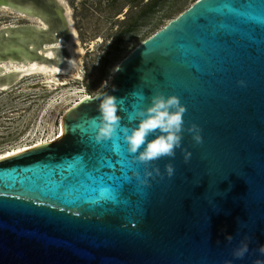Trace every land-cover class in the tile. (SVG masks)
<instances>
[{
  "label": "water",
  "instance_id": "95a60500",
  "mask_svg": "<svg viewBox=\"0 0 264 264\" xmlns=\"http://www.w3.org/2000/svg\"><path fill=\"white\" fill-rule=\"evenodd\" d=\"M1 8L45 28L0 29V65L54 62L47 49L66 54L56 46L69 29L55 0H0ZM103 92L118 98L130 128L138 121L129 115L153 95L179 97L187 111L175 157L134 161L120 129L97 143L91 118ZM193 123L201 144L187 132ZM181 149L192 153L188 163ZM154 167L163 178L153 172L140 184L134 173L143 179ZM245 236L249 252L236 259ZM262 245L264 0H196L65 112L60 138L0 159V264H253L264 260Z\"/></svg>",
  "mask_w": 264,
  "mask_h": 264
},
{
  "label": "rangeland",
  "instance_id": "374dc122",
  "mask_svg": "<svg viewBox=\"0 0 264 264\" xmlns=\"http://www.w3.org/2000/svg\"><path fill=\"white\" fill-rule=\"evenodd\" d=\"M55 1L63 8L67 28L73 26L77 35L76 72L71 77L60 76L54 86L45 85L41 76H25L0 91V155L57 136L63 115L74 103L99 93L136 46L196 0H172L179 2L178 9L172 19L164 18L158 24L157 20L167 14L170 0L155 8L154 15L145 8L150 0ZM36 20L8 8L0 10V29L39 26ZM64 57L57 55L58 60Z\"/></svg>",
  "mask_w": 264,
  "mask_h": 264
},
{
  "label": "clouds",
  "instance_id": "9594fccd",
  "mask_svg": "<svg viewBox=\"0 0 264 264\" xmlns=\"http://www.w3.org/2000/svg\"><path fill=\"white\" fill-rule=\"evenodd\" d=\"M51 55V53H50ZM144 56V53H142ZM71 68L76 65L73 60L68 61ZM52 72L61 71L59 67H53ZM244 86L243 80L238 82ZM115 90V89H113ZM99 101V115L91 118L92 125L95 129V141L101 143L112 139L117 135V129L123 133V139L127 144L129 153L134 154L133 160L142 164H149L157 161L162 157H175L176 149L181 148L182 133L184 129L183 115L187 111L186 107L180 102L179 97L170 95L165 97L163 93H157L151 97V104L146 108H137L134 114L128 117L129 124L138 121L137 126L129 127L121 125V116L117 115L119 104L118 98L103 92L95 97ZM122 102V99H120ZM187 132L192 135L193 140L197 144L203 143L201 128L197 124H191L187 128ZM155 134V138L149 140L150 135ZM142 148V150H141ZM184 162L188 163L192 153L187 149H181ZM138 153V155H136ZM156 176L163 178L159 167H154L152 171H145V178L140 179L139 173H134L138 181L142 185L149 184V177ZM165 172L169 178L174 175L175 169L171 163L165 165ZM154 178V177H153ZM228 242L233 240L231 235L226 236ZM250 238L245 236L237 248L233 249L232 255L236 259H243L249 252ZM259 253L264 255V245L258 248ZM224 264H232L231 261H225ZM253 264H264V260L256 259Z\"/></svg>",
  "mask_w": 264,
  "mask_h": 264
},
{
  "label": "bare ground",
  "instance_id": "6f19581e",
  "mask_svg": "<svg viewBox=\"0 0 264 264\" xmlns=\"http://www.w3.org/2000/svg\"><path fill=\"white\" fill-rule=\"evenodd\" d=\"M6 9L7 8H1L0 10H6ZM20 16H23V14H20ZM36 21L40 27L45 28V25L41 22V20H36ZM77 42H78V39H77L75 29L73 28V26H71L67 39L64 40L60 38L56 42L57 44L56 46H60L61 48H64L66 51L65 57L63 59L58 60L55 52L47 49L44 52L45 56L49 59H53V60L55 59L54 62H51V61L42 62V61H37L36 59H34V60H27V61H21V62L8 61L7 63L1 64L0 66L2 68V71L4 72V75H8L9 77L7 76L8 79L5 80L4 82H0V91H5L11 88L25 76H36V75L41 76L43 77L42 82L47 86H51V85L54 86L55 82L59 80L60 76L71 77L73 73L76 72V69H77L78 51H79L78 47L76 46ZM69 60H73V63L76 65L74 69L70 67L68 63ZM53 67H59L61 71L58 73L52 72L51 69ZM9 72H12V73H9ZM85 97L87 96L81 97L80 100H82ZM60 134H61V124L58 128V135L55 136L54 138H50L47 140H41L30 146H25L24 148H20L18 150L8 152L4 155H0V158L7 156V155H12V154L23 152L38 144L53 142L57 138H60Z\"/></svg>",
  "mask_w": 264,
  "mask_h": 264
},
{
  "label": "trees",
  "instance_id": "16d2710c",
  "mask_svg": "<svg viewBox=\"0 0 264 264\" xmlns=\"http://www.w3.org/2000/svg\"><path fill=\"white\" fill-rule=\"evenodd\" d=\"M163 3H165L164 0H150L145 6L146 11L149 13H153L154 15L157 11L155 8H159L161 5H163ZM178 7L179 2H172V0H170L167 8L168 10H166L167 14L161 16L160 19L157 20V24L160 23L164 18L172 19L171 16L176 11V8L178 9ZM145 12L143 11L142 14H144Z\"/></svg>",
  "mask_w": 264,
  "mask_h": 264
},
{
  "label": "snow or ice",
  "instance_id": "6c2138e0",
  "mask_svg": "<svg viewBox=\"0 0 264 264\" xmlns=\"http://www.w3.org/2000/svg\"><path fill=\"white\" fill-rule=\"evenodd\" d=\"M0 159H2V158H0Z\"/></svg>",
  "mask_w": 264,
  "mask_h": 264
}]
</instances>
